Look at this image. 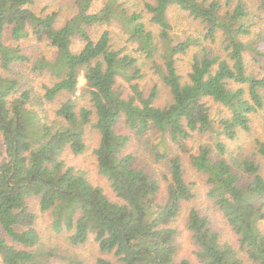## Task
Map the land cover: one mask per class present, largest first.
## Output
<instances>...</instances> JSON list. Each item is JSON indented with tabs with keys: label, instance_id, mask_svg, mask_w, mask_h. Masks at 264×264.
<instances>
[{
	"label": "trees",
	"instance_id": "obj_1",
	"mask_svg": "<svg viewBox=\"0 0 264 264\" xmlns=\"http://www.w3.org/2000/svg\"><path fill=\"white\" fill-rule=\"evenodd\" d=\"M37 1L0 0L2 264H49L53 257L66 264H84V259L68 250L69 255L42 241L38 214L30 205L34 198L40 210L52 216V231L66 234L70 246L95 242L101 255L94 264H116L105 257L110 254L120 264H191L187 258H177L174 243L178 231L173 222L182 202L195 197L182 158H171V180L166 198L160 202L159 182L134 166V155L126 153L130 134L119 129L121 123L138 136L157 127L163 145L157 153L160 160L172 146L186 152L195 132H212L220 156L214 159L212 148L202 146L191 155V163L206 176L208 196L238 235V249L221 243L208 219L192 209L187 227L200 246L199 264H264V232L258 217L263 213L254 205L256 197H264L262 164L252 159L239 162L243 173L252 177L247 187H242L240 173L222 157L228 142L250 131L253 115L264 107V76L250 73L245 58L248 50L264 55V39L260 35L252 38L256 22L247 3L239 0L231 7L227 0L224 11L222 0H106L92 11L94 0H77L78 12L60 23L59 12L37 11ZM257 1L264 11V0ZM173 7L199 21L205 38L215 41L220 32L225 36L224 54L204 48L194 55L189 82H183L178 72L177 56L200 42L192 36L177 40L169 16ZM147 16L156 30L148 26ZM103 25L106 29L93 37L90 29ZM114 26L121 30L122 35L117 36L120 43L114 41ZM10 27L17 44L7 43ZM31 36L37 44L45 42L52 47V54L40 52L37 44L26 53L19 41ZM76 37L82 40L78 50L72 47ZM140 57L152 61L161 72L172 94L170 104L156 105L157 87L147 95L136 82L142 75ZM21 65H28L33 76L49 77V82L42 83L41 93L30 79L33 77L17 71ZM81 75L86 79L91 107L77 109L69 97L51 116L49 104L64 93L72 94ZM120 77L133 91L127 97L116 88ZM209 101L220 106L217 121ZM89 125L100 134L94 150L98 173L120 201L111 200L86 171L65 158L68 150L74 155L85 152ZM257 150L264 158V141L257 140Z\"/></svg>",
	"mask_w": 264,
	"mask_h": 264
},
{
	"label": "rangeland",
	"instance_id": "obj_2",
	"mask_svg": "<svg viewBox=\"0 0 264 264\" xmlns=\"http://www.w3.org/2000/svg\"><path fill=\"white\" fill-rule=\"evenodd\" d=\"M128 2L135 0H126ZM140 1V0H137ZM230 6H234L239 0H230ZM248 9L250 10V15L256 22L253 28L252 38L255 35H260L264 39V11L258 7L257 0H244ZM106 0H94V6L92 11L100 9ZM227 0H222L225 6ZM37 11H57L59 12V21L63 23L67 19L71 18L78 12L77 0H38L35 5ZM169 16L171 22L174 25L173 33L177 35L178 41H183L186 37L192 36L199 38L200 44H192L188 52L180 54L177 56V68L179 74L182 76L183 82H189L188 73L191 68L192 59L195 54H200L203 52L204 48L218 53L224 54L223 43L225 41V36L222 35L223 32L218 33L215 41H211L204 37L205 30L203 25L199 21H195L185 12L181 11L177 7H173ZM148 26L156 30L157 26L151 23L150 17L147 16L145 19ZM106 29V26L92 27L90 29L93 37H98L102 30ZM112 33L116 39L115 42L120 43V39L117 38L121 30L118 26L112 27ZM11 27L6 30V40L8 44H17L10 36ZM122 35V34H121ZM19 44L24 49L26 53H30L31 50L35 49L34 45L37 44L34 37H30L28 40H21ZM38 49L40 52H44L46 55H51L53 52L52 47H48L45 42L38 43ZM74 50H78L82 47V40L76 37L73 40L72 45ZM246 62L248 65V70L250 73L256 75L257 77L264 76V55H257L248 50L245 54ZM159 59V63H161ZM140 66L142 68V75L136 80L140 87L148 95L153 87L158 89V97L155 100V104L158 106H165L172 102V94L164 82L162 81L161 72H157L155 67H153V62L149 60H144L140 57ZM20 74L24 77H33L35 81V86L39 93H41L42 83L49 82V77L46 76H33L30 73V68L28 65H21L18 70ZM1 72V70H0ZM116 88L121 92L123 97H127L132 94V89L130 84L125 81L122 77L118 79ZM86 79L84 75L80 76L77 89L72 93H64L60 95L53 103L49 104L51 109V116L54 115V108L61 105L63 101L71 97L77 104V109L81 106L91 107L89 96L86 93ZM211 105V115L217 121L219 118L220 106L213 101H209ZM224 113L228 114L229 111L224 109ZM96 115H93L92 121L95 122ZM119 129L125 133L130 134V143L126 149V153H131L134 155V166L137 168L144 169L147 171L152 178L156 179L160 185V191L158 195V200L163 202L167 194V186L171 180V158L174 155H179L182 158L184 170L186 173V178L189 182L194 184L195 197L189 201H183L180 214L178 218L173 222L174 227H176L178 233L174 240L177 246V258H187L190 260L191 264H199L198 252L200 251V246L195 241L192 236V232L187 227V222L189 219V214L192 209H196L202 216L206 217L209 221V227L218 234L221 243L231 244L233 248L238 249V235L234 232L231 225L228 223L226 217H224L221 210L215 205L212 198L208 196L209 184L207 183L206 176L197 171L191 163V155L197 154L200 147L209 146L213 150V157L217 159L220 155L215 147V137L212 132L208 131L205 133L195 132L192 137L189 138L187 142L188 150L183 152L176 147L169 148L167 155L163 159L157 158V153L163 149V145H160V134L161 132L155 126H152L147 134L143 136L136 135L132 130H130L126 125H120ZM167 137V135H166ZM257 140L264 141V107L255 113L252 117V129L250 131H243L240 133L233 141L228 142L227 152L222 155L223 158L227 159L233 164L236 172L241 175L240 186L247 187L252 177L243 171L238 166L239 162L244 159H252L256 162L262 164V170L264 172V158L260 155L257 150ZM85 141L87 148L84 153L79 155H74L70 150L66 151L65 158L67 162L71 165L76 166L78 169L86 171L90 179L95 183L103 187L104 192L107 196L114 201H120L116 196V193L110 186L109 182L98 173L97 166V156L94 152L100 141V134L97 129L92 126H87ZM156 145H159L156 147ZM0 151H4L3 138L0 137ZM4 161L3 158L0 162ZM30 205L32 209L38 214V228L42 234V241L51 244L52 246L60 249L62 253L68 254L67 250L75 256L84 259V264H94L96 258L101 255L97 245L94 241L90 240L87 244L79 247L70 246L67 242V236L64 233H55L51 229L52 216L49 212H42L40 210V205L38 204V199L34 198L30 200ZM254 205L260 208L262 215L259 213V226L264 232V197H256L254 199ZM1 235L11 243L15 244L13 240L5 233L1 232ZM105 257L111 259L116 264H120L115 256L112 254L106 255ZM64 260V259H63ZM252 263V262H251ZM0 264L2 260L0 257ZM49 264H66L59 258L53 257Z\"/></svg>",
	"mask_w": 264,
	"mask_h": 264
}]
</instances>
